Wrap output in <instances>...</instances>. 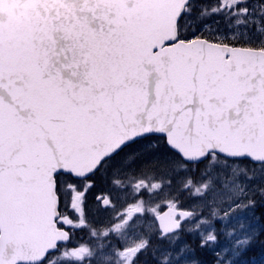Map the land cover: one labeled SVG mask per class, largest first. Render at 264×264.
I'll use <instances>...</instances> for the list:
<instances>
[{
	"label": "snow or ice",
	"instance_id": "obj_1",
	"mask_svg": "<svg viewBox=\"0 0 264 264\" xmlns=\"http://www.w3.org/2000/svg\"><path fill=\"white\" fill-rule=\"evenodd\" d=\"M0 264H264V0H0Z\"/></svg>",
	"mask_w": 264,
	"mask_h": 264
}]
</instances>
